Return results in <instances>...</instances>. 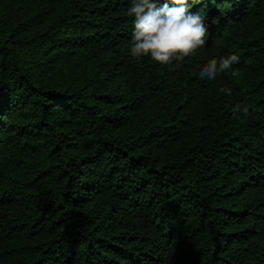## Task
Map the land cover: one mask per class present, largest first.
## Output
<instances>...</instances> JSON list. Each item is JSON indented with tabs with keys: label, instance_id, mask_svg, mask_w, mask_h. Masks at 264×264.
Masks as SVG:
<instances>
[{
	"label": "trees",
	"instance_id": "16d2710c",
	"mask_svg": "<svg viewBox=\"0 0 264 264\" xmlns=\"http://www.w3.org/2000/svg\"><path fill=\"white\" fill-rule=\"evenodd\" d=\"M187 3L162 65L130 0H0V264H264V0Z\"/></svg>",
	"mask_w": 264,
	"mask_h": 264
},
{
	"label": "clouds",
	"instance_id": "9594fccd",
	"mask_svg": "<svg viewBox=\"0 0 264 264\" xmlns=\"http://www.w3.org/2000/svg\"><path fill=\"white\" fill-rule=\"evenodd\" d=\"M168 0L159 5L158 0H130L128 15L134 16V31L130 52L133 57L150 56L162 65L169 64L173 58L182 60L205 45L207 34L205 18L200 13L188 11L187 0ZM239 57L230 54L219 61L210 60L200 71V78L213 81L221 73H226ZM239 75L238 71L232 73ZM221 92L231 95L230 88ZM237 114L249 115L246 106L236 104L232 109Z\"/></svg>",
	"mask_w": 264,
	"mask_h": 264
}]
</instances>
